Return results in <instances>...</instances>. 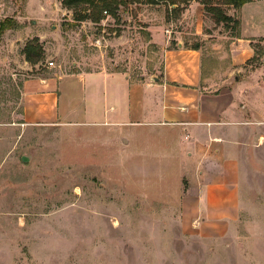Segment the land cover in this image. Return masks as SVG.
<instances>
[{"label":"rangeland","instance_id":"374dc122","mask_svg":"<svg viewBox=\"0 0 264 264\" xmlns=\"http://www.w3.org/2000/svg\"><path fill=\"white\" fill-rule=\"evenodd\" d=\"M190 1L129 0L115 15L75 21L62 0H0V24H11L0 30V264H264V120L251 121L257 131L244 149L240 213L221 237L200 236L193 217L189 226L184 221L180 203L189 184L180 170L137 169L130 161L137 146L157 142L144 127L85 122L88 100L68 120H22L27 80L60 78L64 110L72 94L82 99L76 78L83 73L123 72L139 81L160 76L162 49L152 43L150 24L159 25L169 47L181 36L177 30L186 45H201L204 79L212 87L226 79L233 85L235 72L226 73L229 42L240 26L217 24L205 11L207 35H195ZM220 6L264 37V3L246 5L240 16V9ZM34 39L44 52L38 63L24 53ZM259 63L255 56L246 67ZM122 131L130 143L121 141Z\"/></svg>","mask_w":264,"mask_h":264},{"label":"crops","instance_id":"0c3cea01","mask_svg":"<svg viewBox=\"0 0 264 264\" xmlns=\"http://www.w3.org/2000/svg\"><path fill=\"white\" fill-rule=\"evenodd\" d=\"M253 3L263 5L264 0L247 2L240 8L239 16L242 8ZM186 11H196L195 35L206 36L204 5L192 0ZM148 29L152 43L162 49L160 76H152L153 81H139L123 72L83 73L76 78L83 85L82 99L72 94L64 110L60 78L27 80L22 90V120L27 124L68 120L80 115L77 107L88 100L90 105L82 110L85 122L144 127L156 135L157 142L137 146L130 161L137 169L148 165L180 170V176L189 184L180 203L184 221L189 226L193 217L192 229L200 236H224L240 213L244 149L257 131L251 121L264 120V53L258 65L246 67L260 44L264 50V37L240 24V35L230 37L231 68L226 72H235L236 82L230 86L228 79L215 81L212 87L214 82L204 79L201 45L199 49L186 45L184 32L177 30L181 36L175 38V47H169L170 41L159 25L150 24ZM242 71L245 73L239 79ZM165 134L174 140L163 142ZM123 139L130 143L122 131ZM228 201L230 211L226 208Z\"/></svg>","mask_w":264,"mask_h":264},{"label":"trees","instance_id":"16d2710c","mask_svg":"<svg viewBox=\"0 0 264 264\" xmlns=\"http://www.w3.org/2000/svg\"><path fill=\"white\" fill-rule=\"evenodd\" d=\"M124 1L128 2L129 0H62L64 7L73 10L74 20L75 21H84L86 19H92L94 21H99L104 17V12L107 11L110 14L116 13L117 5L123 3ZM153 3L157 1H169L170 3H175L176 0H150ZM190 1V0H187ZM204 5L206 12L212 14L213 20L217 24L223 23L225 27H239L241 22L240 20H234L232 16L228 15L225 10L220 6L222 5H232L237 9H240L244 4L251 0H217L215 3L212 0H200ZM219 1V2H218ZM175 11L177 14V10ZM181 10H179L180 13ZM11 28L9 23H1L0 30H5ZM195 49L200 48V44H195L193 46ZM24 53L28 61L32 63H38L43 59V48L38 42V39L30 41L25 49ZM264 53V50L260 53L256 52V57H261ZM254 56V57H255Z\"/></svg>","mask_w":264,"mask_h":264},{"label":"water","instance_id":"95a60500","mask_svg":"<svg viewBox=\"0 0 264 264\" xmlns=\"http://www.w3.org/2000/svg\"><path fill=\"white\" fill-rule=\"evenodd\" d=\"M155 79H157V78L155 77ZM23 160L24 161H27V158L25 156H23Z\"/></svg>","mask_w":264,"mask_h":264},{"label":"built area","instance_id":"2783aa9c","mask_svg":"<svg viewBox=\"0 0 264 264\" xmlns=\"http://www.w3.org/2000/svg\"><path fill=\"white\" fill-rule=\"evenodd\" d=\"M105 13H107V11H105ZM51 65H53V62H51Z\"/></svg>","mask_w":264,"mask_h":264}]
</instances>
